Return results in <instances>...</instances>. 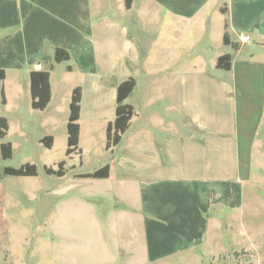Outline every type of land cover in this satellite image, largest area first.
<instances>
[{
  "label": "crops",
  "instance_id": "1",
  "mask_svg": "<svg viewBox=\"0 0 264 264\" xmlns=\"http://www.w3.org/2000/svg\"><path fill=\"white\" fill-rule=\"evenodd\" d=\"M108 1L0 0V119L8 125L0 146H12L6 139L12 126L22 136L41 130L49 110L68 119L69 111L58 106V94L65 90L71 95L75 88L81 89L78 145L83 124L92 137L99 126L106 133L115 118L116 88L133 78L135 88L125 104L134 115L115 146L124 144L123 154L74 177L90 179L81 175L107 165L108 177L94 180L105 181L116 201L109 226L122 237L132 232L133 247L146 251L150 261L147 229L153 221V256L170 257L174 242L188 248L209 228L218 229L211 211L238 207L240 182L251 178L254 153L264 158V0H133L129 9L118 0L116 15L106 17ZM56 49L66 51L69 60L56 63ZM227 54L231 69H217L218 58ZM33 71L50 73L51 100L43 111L31 107ZM138 73L145 78L141 84ZM160 74L164 80H155ZM172 86L190 111L183 125L191 132L187 138L184 127L169 124L167 137L158 142L157 160L146 165L140 156L146 142L136 138L145 131L129 133L135 105L162 98L171 103ZM225 102L231 105L230 118L222 112ZM226 139L232 141L233 153L229 177ZM85 150L80 148V166ZM11 158L2 159L0 151V181L9 177L3 169L10 167Z\"/></svg>",
  "mask_w": 264,
  "mask_h": 264
},
{
  "label": "rangeland",
  "instance_id": "2",
  "mask_svg": "<svg viewBox=\"0 0 264 264\" xmlns=\"http://www.w3.org/2000/svg\"><path fill=\"white\" fill-rule=\"evenodd\" d=\"M117 1L106 3V17L116 15ZM63 67L56 68L54 77L61 74ZM164 76L160 74L154 79L163 81ZM136 77L140 84L145 79L139 73ZM174 88L172 86L171 103L165 98L136 102V116L129 133L145 131L136 138L146 142L145 153H140L146 165L157 160V151L161 148L158 142L167 137L169 124L172 129H175L174 122L179 124L178 127H184L187 138L191 132L188 126H184L187 123L183 119L190 111L178 93L175 96L178 88ZM6 90L9 97V86ZM70 96L65 90L58 94V106L65 112L69 111ZM212 108L210 102L209 111H213ZM222 112L230 118V103H224ZM45 118H48L46 123ZM227 121L231 123V119ZM43 123L41 130L31 129L24 136L12 126L6 138L12 143L13 151L7 165L17 169L32 164L36 167V176H9L0 181V264H264V158L261 154L254 153L250 180L240 182L238 207L212 210L218 229L209 228L206 234L193 239L188 248L183 249L181 247L186 245L174 242L176 250L172 256L156 259L153 256L156 232L152 229L154 222L150 220L147 229L149 261L146 251L141 253L140 249L133 247L132 232L128 237H122L119 231L109 226L108 215L116 201L110 196L108 184L103 180L74 177L77 172L91 171L111 159L119 160L124 144L111 147L112 153L105 148V130L99 126L92 137L83 124L78 149L86 150L80 166L78 153L73 154L72 159L66 156L67 119L49 110ZM42 136L52 137L50 149L39 143ZM197 136L201 140L202 136ZM230 142L232 144L226 139L224 143L225 176L228 177L233 174ZM63 161L68 166L64 177L45 173V168L57 169V164ZM146 168L152 169V166Z\"/></svg>",
  "mask_w": 264,
  "mask_h": 264
},
{
  "label": "trees",
  "instance_id": "3",
  "mask_svg": "<svg viewBox=\"0 0 264 264\" xmlns=\"http://www.w3.org/2000/svg\"><path fill=\"white\" fill-rule=\"evenodd\" d=\"M133 0H124L125 8L129 9ZM223 12V11H222ZM227 35H224V43H227ZM237 48L236 45H233ZM69 60V55L66 51L56 49L54 52V61L56 63L66 62ZM232 57L231 55H224L218 58L216 68L220 70L229 71L231 69ZM4 80V73L0 71V82ZM50 73L49 71H33L30 73V95H31V107L33 110L43 111L51 100V88H50ZM135 80L129 78L121 82L116 88V108L115 118L112 124L106 129V146L109 150L111 147L117 146L124 133L129 127L130 120L134 115L133 108L125 104V100L131 94L135 88ZM80 101H81V89L75 88L71 92L69 103V116L67 119V149L66 156L70 158L73 154H80L78 149L79 141V125L78 120L80 116ZM8 125L4 118L0 119V138L3 139L7 135ZM40 143L47 149L52 147L51 137H44ZM1 157L4 160L12 157V146L10 143H2L0 146ZM65 162L57 164V169L45 168L47 175H54L61 178L65 175L64 170ZM4 175L14 177H33L36 176V167L32 164H25L20 168L6 167L3 169ZM108 177V166L90 173L81 175V178L90 179H104Z\"/></svg>",
  "mask_w": 264,
  "mask_h": 264
}]
</instances>
